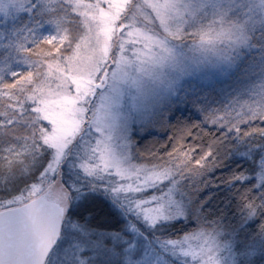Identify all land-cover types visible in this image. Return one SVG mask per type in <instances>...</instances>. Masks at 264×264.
<instances>
[{
	"label": "rangeland",
	"instance_id": "374dc122",
	"mask_svg": "<svg viewBox=\"0 0 264 264\" xmlns=\"http://www.w3.org/2000/svg\"><path fill=\"white\" fill-rule=\"evenodd\" d=\"M70 14L82 29L75 38ZM72 38L70 51L60 52ZM42 41L57 45L56 59L29 54ZM105 70L107 87L91 100ZM186 104L235 130L264 120V0H0V121L31 110L49 125L40 138L53 153L24 197L49 193L71 210L97 194L123 221L109 233L67 214L46 264H264V234L150 235L183 213L166 187L169 174L135 161L131 138ZM23 137L12 153L18 161L34 146V137ZM243 142L240 154L253 160L262 188L264 137Z\"/></svg>",
	"mask_w": 264,
	"mask_h": 264
},
{
	"label": "trees",
	"instance_id": "16d2710c",
	"mask_svg": "<svg viewBox=\"0 0 264 264\" xmlns=\"http://www.w3.org/2000/svg\"><path fill=\"white\" fill-rule=\"evenodd\" d=\"M70 16L75 38L82 29L74 24L76 15ZM73 38L58 45L63 46L60 52L70 51ZM52 44L42 41L27 50L35 59L52 60L56 59L52 52L57 47ZM5 83L13 86L17 80L5 79ZM194 108L189 104L184 109L172 107L169 114L145 128V133L131 138L135 161L169 174L166 187L174 189L183 213L179 219L157 224L150 235L181 239L203 230L220 240L257 239L264 234V186H257L253 160L240 153L243 141L250 136L263 139L264 120L256 119L235 130L212 121L205 109ZM26 112L17 122L0 121V210L27 202L24 196L39 184L53 157L52 149L40 138V133L49 131V125L31 110ZM25 135L34 137V146L18 161L12 153ZM87 196L71 205L70 219L95 231L119 232L123 221L114 206L100 195Z\"/></svg>",
	"mask_w": 264,
	"mask_h": 264
},
{
	"label": "water",
	"instance_id": "95a60500",
	"mask_svg": "<svg viewBox=\"0 0 264 264\" xmlns=\"http://www.w3.org/2000/svg\"><path fill=\"white\" fill-rule=\"evenodd\" d=\"M107 84L105 70L90 99ZM64 218L65 206L49 193L0 210V264H45L60 239Z\"/></svg>",
	"mask_w": 264,
	"mask_h": 264
},
{
	"label": "flooded vegetation",
	"instance_id": "af4514ba",
	"mask_svg": "<svg viewBox=\"0 0 264 264\" xmlns=\"http://www.w3.org/2000/svg\"><path fill=\"white\" fill-rule=\"evenodd\" d=\"M68 212H69V210H68V209H65V218H66ZM62 230H63V228H62ZM61 235H62V232H61ZM60 238H61V237H60Z\"/></svg>",
	"mask_w": 264,
	"mask_h": 264
}]
</instances>
